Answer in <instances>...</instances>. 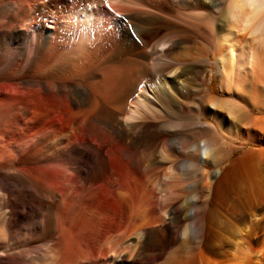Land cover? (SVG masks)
<instances>
[{
  "label": "bare ground",
  "instance_id": "obj_1",
  "mask_svg": "<svg viewBox=\"0 0 264 264\" xmlns=\"http://www.w3.org/2000/svg\"><path fill=\"white\" fill-rule=\"evenodd\" d=\"M65 1L0 0V60L6 63L0 68V74L6 72L17 59H23L25 51L28 52L30 48L34 49L31 63L37 59L40 49L50 50ZM79 1H85V4L82 9L79 8L75 21L83 22L78 34L75 30L67 29L69 32L65 35H72L70 39L62 41L64 45L70 44L67 55L85 49L88 42L94 41V37L101 39L104 49L109 43L105 45L104 40L117 38L111 44L112 48L108 47L114 49L112 52L116 50L119 60L108 53L101 72H95L88 77V81L78 80L68 85L63 78L65 62L75 64L76 60L73 56L68 58L60 53L58 62L51 67V70L59 73L56 83L51 78L45 82L35 78L24 82L21 79L0 82V88H8L7 91H0V121H4L9 129L23 128L28 131L27 135L15 140L17 145L30 146L32 152L35 146L42 145L47 151L38 153L42 149L39 148L30 157L28 155V174L17 167L14 174L0 175L3 189L0 192V233L9 234L10 225L17 235L27 236L30 249L43 250V257L57 264L72 262L74 255L83 253L78 245L86 238L84 225L90 223L94 230L98 222V218H92L94 213L91 215L89 212L81 215L89 223L82 226L77 223L80 204L77 207L76 201L81 189L74 190L72 187L80 182L84 185L94 181V172L88 169L92 161L96 162L100 174L106 168L103 157L100 163L95 160L91 139L96 140L90 137L88 144L82 138L77 123L79 115L91 106H99L104 110L106 130L110 129L116 137L134 140L130 136L133 134L127 133L128 130L117 132L119 128L115 123L120 109L125 104H131L127 113L129 120L139 119L145 111L156 110L168 118L162 127L167 133L161 139L181 154L188 150L180 132L182 128H179L186 126L182 113L191 111L196 113L197 118L211 122L218 138L203 140L202 145L195 141L190 151L199 157L202 150L204 164L207 159H211L213 166L228 162L221 167L218 176L217 173L213 174V185L207 182V189L212 186L210 191L213 193L209 206L206 202L195 205L193 201L196 197L192 198V205H173L168 201L176 199L175 196H163L166 204L162 209L169 214L165 228L181 239L176 254L164 263L264 264V0H173L178 9L188 10L193 17L206 21V29L213 38L212 47L205 44L187 46L184 40H168L165 43L163 36L157 38L159 30L168 28L158 17L159 0H115L107 9L94 7L96 2L91 0ZM128 11L130 13L116 17L114 20L117 22L110 21L116 12ZM49 19L52 20L51 24ZM74 37L77 40L71 42ZM160 46H165L161 52L158 50ZM169 55L175 56L174 61L178 66L173 67L164 61ZM197 61H200L201 67L207 66L206 62L212 63L218 80L217 94L203 88L206 75L197 74ZM169 75H172L170 79ZM132 78L134 81L130 83ZM136 82L141 84L137 93ZM33 94L51 97L53 103L50 108L55 111H50V108L34 99ZM104 98L110 101H104ZM191 99L195 104L189 105ZM28 109L31 110L30 116ZM57 111H61L60 115ZM196 126L208 128L207 124L199 121H196ZM220 140L226 149L220 148L221 145L216 147V141ZM235 141L252 146L242 148L241 154L231 158L238 149L234 146ZM120 149L118 144L113 151L116 155L114 162L123 164L117 178L118 182H122L123 191L112 185L113 189L109 186V190L114 199L127 200L130 214L139 217L154 210L157 205L156 187L148 180L152 167L141 172V162L137 161L136 167L131 169V162L122 160ZM161 151L168 152L164 146ZM40 160L48 164L36 166ZM46 168L53 172L51 176L46 174ZM38 177L42 180L39 181ZM176 181L177 176L168 170L157 183L162 190L171 189ZM17 197L20 199L18 202ZM5 206L7 208L3 210ZM55 206L58 213L54 219L51 212ZM205 208L207 219L203 225ZM62 209L67 210L61 213ZM27 211L34 218L26 219ZM115 215L112 214V217ZM163 217L160 215L161 220H164ZM115 222L98 238L97 259L125 264L122 261L125 258L120 257L125 233L119 219ZM139 229H136V234L141 239L142 231ZM113 240L107 249L102 250L105 244ZM46 241L50 243L46 244ZM224 244L226 249L223 248ZM5 251L1 250L0 255L6 256ZM20 263L21 260L17 258L0 261V264Z\"/></svg>",
  "mask_w": 264,
  "mask_h": 264
},
{
  "label": "rangeland",
  "instance_id": "obj_2",
  "mask_svg": "<svg viewBox=\"0 0 264 264\" xmlns=\"http://www.w3.org/2000/svg\"><path fill=\"white\" fill-rule=\"evenodd\" d=\"M91 1H94L93 3L96 2L95 4L96 6L94 7H103L104 9L109 8L112 2H116L115 0L114 1L113 0H91ZM159 1H161L158 5V9H160L158 12L159 20L160 22L165 23L168 26V28L165 30H159L158 32L159 37L157 38H160L161 36H163L165 43H167L168 40H184L185 45L187 46H194V45L197 46L200 44H205L208 47H212L213 38L209 34L208 30L206 29L205 20L193 17L192 16L193 13L188 10L178 9L177 6L174 4L173 0H159ZM84 4H85V1L81 3L79 0H66L64 2V5L61 11L62 13H61L60 19L58 21V26L56 29L57 30L56 37H55L54 42L51 45L50 50L44 51V49H40V51H38L39 53L37 55V59L32 63L31 61H32L33 54H34V49L30 48L29 50L30 53L29 51L28 52L25 51V55H23L24 56L23 59L22 57L17 59L16 62L10 65L9 69L6 72L0 74V82L2 80H18V81L22 80L21 82H24L27 79H31V78H35L42 82H45L44 80L46 79L50 80L51 78V80H54L53 82L56 83L59 73L58 72L55 73V69L51 70V67L54 66L58 62V59L61 56V54H64V56H66L67 53L69 54L70 44L67 43L66 45H64L65 42L62 43V41L63 40L66 41L70 39V36H72V35H67V36L65 35L67 32H69L67 31L68 28L77 31V34L80 33V28L82 26L83 20H78V21H75V20L77 17V13L79 12L80 9L83 8ZM128 13L130 12L129 11L127 13L126 12H116V14L110 18V21L117 22V20L116 21L114 20L116 17L122 16ZM50 20L51 19H49L48 22ZM101 22L103 23L104 20H102ZM49 23L51 24L52 20ZM73 40L74 41L77 40V37L76 38L74 37L70 41L74 42ZM93 40L94 41L87 43V46L85 48L86 50L85 49L78 50L74 55L66 56V57L73 56V58H75L76 60L75 64L70 63V62L69 63L65 62V66L63 70V76H64L63 78H65L64 82L66 84L71 85L79 81H82V82L88 81V77L93 75L95 72H101L102 69L100 68H103L104 67L103 65H106V58L108 56V53L109 54L111 53V55L116 56L115 59L119 60L118 55L116 54L117 53L116 50L112 52L114 49H111L112 48L111 44L113 42L115 43L117 41V38H113V40L110 39L109 41H107L108 38L104 40V42H106L105 45L109 42L107 46L105 47V49L102 48L101 42H100L101 39L99 37H94ZM108 46H110L111 48H109ZM165 46L167 47L168 44H166ZM165 46L158 47L159 52L163 51L165 49ZM164 59L163 60L169 65H172L173 67L176 65L178 66L176 61H174L175 56L169 55L168 57H165ZM200 59L201 58H198L197 60H200ZM70 60L74 61V59L72 58H70ZM200 64H201L200 61L195 62V65H198L196 66L197 74L202 75L203 73H205L206 75L205 86L203 88L207 89L211 94H217L218 80H217V75H216V72H215V69L212 63L206 62L207 66H203V67H201ZM5 65H6L5 61L0 60V68H3ZM69 67L70 68L72 67L73 69L72 68L70 69ZM171 77L172 75H169L168 79H170ZM130 81H131L130 83H133L134 81L133 78ZM4 82L8 83V81H4ZM135 84H137L136 92H135L137 93L139 91V87L141 84L137 82ZM7 89L8 88H3V89L0 88V91L1 90L7 91ZM33 97L34 99H37V101L40 102L42 105H46L48 108H50L53 103L51 97L48 98V96L33 94ZM104 101H110V100H108L107 98H104ZM188 102H189V105H191L195 101L191 99ZM130 107H131V104L129 105L125 104L123 107L124 109L123 108L120 109L118 113L117 122L115 123V125L116 126L118 125V128H119L117 132H121L122 130L124 131L128 130L127 133L129 135L133 134L130 136H133L134 140L123 139L119 136L116 137L117 135H114L110 129L106 130V128L104 127V110H102L99 106H91L90 109H86L78 117L77 123L80 126L82 138L85 139L88 144L90 142L89 139H91L90 137L96 140V141H93L91 139V142H92L91 145L95 149V150L93 149V154L94 153L96 154L95 160L97 161V163H100L102 162V159L104 158L103 161H105L106 168L104 169L103 174L101 173L102 174V177H101V174H100L99 168H97L96 162L92 161L93 163L92 162L89 163L90 166L88 167V169L90 170V172H94V177H93L94 181H90L89 183L84 184V185L80 182L76 186L73 185L72 187V189L74 188V190L76 188L81 189V191H79V195L76 201L77 207L80 204L78 213L81 218L80 219L78 216L77 223H79L80 226L87 224L86 222H88V220L83 218V216L81 215L83 214L87 215L89 212H90L89 214L91 215L94 213L92 218L94 217L96 218V220L98 218L97 220L98 222L95 220L97 224L94 230L91 228L90 226L91 224L89 222H88L89 225L88 224L84 225L86 226L85 229L87 233L86 235L84 234V238L85 236L86 238L85 240L83 238H82L83 240L80 239L82 241H80L79 244L80 243L82 244L78 245L79 249L82 250L83 253H81V255H77V254L74 255L72 262L64 263V264H113V263L120 264L121 262L119 261L115 262L113 260L110 263L108 261H105L104 259L102 261L101 260L99 261L97 259L98 258L97 253L99 251L97 247L98 240L101 238L103 233L107 230V228L111 226L113 222L115 221L117 222L118 219H119V223H121V225L123 226L122 230L125 233L124 235L125 237L122 241L123 245L121 248V251L123 250V252L120 255V257L125 258V260H122V261H125V264H165L164 262L169 261L170 256L176 254V252L178 251L179 249L178 246L181 243V239L178 237H174L172 232H170L171 230H169L168 228H165V223L168 221L169 214L168 212H165L166 210L164 211L162 209V208H165V204H166L165 202H163V198H164L163 196H170V197L175 196L176 199H173L172 201L170 200L168 201V203L170 202V204L171 203L173 205L179 204L182 206L192 205L193 197L197 198L195 199L196 201L195 200L193 201L195 205L199 206L202 204V202H206V205L209 206V201H211L213 198V193H211L210 191L212 190L211 188L212 186L210 187V189H207V182L209 185H213L214 183L213 174L217 173V176H218V174L220 173L221 167L223 168L228 161L222 162L219 166H213L211 164V159H207L208 161L204 164L202 161L203 160L202 150L200 151L199 157L197 155H194L190 151L195 145V141H199V144L202 145L203 140L210 139L213 141L218 138L217 133H215V130L212 129L211 122L201 117L197 118V115L194 112H191V111L183 112L182 118L184 120V125L186 126L184 127L180 126L179 128L183 129V130L181 129L180 132L182 134V137L185 140L186 150L187 148L188 150L185 152H181V154H178L174 150H172L170 146H168L169 144L167 142L164 144L163 139H161L162 137L164 138L165 137L164 135L167 133L166 131L164 132L162 128L163 126H165L164 124H166L167 119H168L164 114L159 113L156 110H151V111L148 110L142 114L141 116L142 118L140 117L141 119L139 118V119L129 120L127 118V113ZM64 109L65 108H63L62 110ZM50 111L53 112L55 110L51 109ZM28 112H29L28 116H30L31 110L28 109ZM56 113H59L58 115H60L61 111L59 112L57 111ZM196 121L201 122L203 125L207 124L208 128L202 129L199 126H196ZM129 127H131V129ZM23 130L25 129L23 128L9 129L6 127V124L4 121H0V142H1L0 143V175L11 174V173L14 174L16 173L17 169H21L23 170L24 173L26 172L28 174V171L26 169L28 166L27 163L29 162L28 155L30 157V155L35 153L37 149L42 148V145H38L37 147L35 146L36 149L35 151L33 150L32 152L30 146L27 147V145H24V146L22 145L23 146L22 147L21 145H17L15 140L28 134V131L26 130L23 131ZM168 132L170 131L168 130ZM135 135H137L138 137ZM215 135L217 137H215ZM220 141L221 142L216 141L217 143L216 147L221 145L220 148L221 147L223 148V143H222L223 141L222 140ZM118 144L121 148L120 155H121L122 160L125 162L126 161L131 162V169H134L136 167L137 161L141 162V166H142L141 172H144L145 170H150L149 167H152L151 168L152 170L148 172V175L150 174L149 176L151 177L147 175L149 184L152 183L151 185L156 187V192H157L156 199H155V204L157 205H155L154 210H151L152 212L149 211V213H144L142 216L133 217L132 214H130L127 200L123 201L122 199L119 201V199L116 198L118 200L116 201V199H114V195L110 191L111 189H113L112 186L116 187V189L121 188L120 190H122V187H123L122 182H118L117 180L118 174L123 169L122 168L123 164H116L114 162L116 155L113 151V148L115 145H118ZM248 144H244L241 141H235L234 146H237L238 149L233 152L231 158L241 154L243 151L242 148H248L251 145L250 143ZM162 146L166 147V151L168 152L164 153L163 151H161ZM225 147L223 149H226ZM45 151H46V148H42L40 152L38 153H41V152L43 153ZM98 151H100V153ZM40 157H42V155H40ZM47 164L48 163L46 161L40 160L35 165L40 167V166H46ZM190 165H192L193 168ZM168 170L169 171L171 170L177 176L176 184L171 189L162 188L161 190L157 182L161 180V178H163V173L165 171L167 172ZM2 172L4 173L2 174ZM46 174L48 176H51L53 172L51 171V169L49 170L48 168L46 171ZM40 178L38 177L37 179L41 181L42 179ZM106 182L110 183V185L107 183L108 184L107 186ZM96 185L99 186L100 188L102 186V188L100 189ZM109 186L111 187L110 190H109L110 188ZM0 192L1 193L3 192L2 188L0 189ZM27 195H29V193ZM17 198H16V201L18 202L20 199L19 198L17 199ZM160 200L162 201V203L160 202ZM57 204L56 206L58 207ZM56 206L53 207L52 212H51V215L54 219L56 218L57 213H58ZM5 208L7 207L5 206L3 210H5ZM64 211L62 209L61 213H63ZM113 211L120 216L115 215ZM204 212H205V216L203 220V225H205L206 219H207L206 208ZM27 214L28 215L26 219L30 220L32 219V217L34 218L31 212L27 211ZM112 214L115 215L114 218L112 217ZM97 215L101 217L99 218L97 217ZM160 215L164 216L163 217L164 220H161ZM116 217L117 218L119 217V218L117 219ZM81 222L83 223L81 224ZM136 226H138L140 229L137 228ZM8 228H9L8 229L9 234L3 235L0 233V251L6 250L5 253H7L6 256L0 255V261L7 262L11 260L12 258H17L21 260L20 264H31V263L32 264H57V262H54L48 258L43 257L42 256L43 250L41 251V250L30 249V247L28 246L29 239L27 238V236L17 235L16 231L10 229V225L8 226ZM136 229H139L142 231L141 233L142 236L139 237L141 239L137 238L138 234H136L137 233ZM88 230L89 231L91 230V231L88 232ZM14 235H16V237H14ZM113 242L114 240L109 241L107 244H105L102 247L103 249L100 247V250L107 249ZM49 243L50 241H46V244H49ZM220 248L226 249V245L224 244L223 248L222 247ZM172 249L174 250L172 251ZM129 254L131 258L128 257ZM118 259L119 258H116V260ZM60 261L61 260H59V262Z\"/></svg>",
  "mask_w": 264,
  "mask_h": 264
}]
</instances>
